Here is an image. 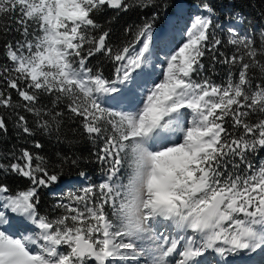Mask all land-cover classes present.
<instances>
[{
  "label": "snow or ice",
  "instance_id": "6c2138e0",
  "mask_svg": "<svg viewBox=\"0 0 264 264\" xmlns=\"http://www.w3.org/2000/svg\"><path fill=\"white\" fill-rule=\"evenodd\" d=\"M169 7L0 0V109L10 110L18 136L36 134L23 113L58 141L77 125L100 174L88 182L81 171L85 183L69 188L50 217L39 211L40 190L60 182L69 158L49 170L27 148L7 153L0 175L30 183L15 192L0 183V264H239L257 255L264 264V160L249 159L264 150V28L228 27L226 55L217 35L224 25L201 3L183 28L173 26L180 42L173 37L156 58V24ZM133 8L153 11L114 44L98 17ZM98 55L111 63L110 76L89 66ZM209 55L208 70L228 66L223 83L206 75ZM7 131L0 115V136Z\"/></svg>",
  "mask_w": 264,
  "mask_h": 264
},
{
  "label": "trees",
  "instance_id": "16d2710c",
  "mask_svg": "<svg viewBox=\"0 0 264 264\" xmlns=\"http://www.w3.org/2000/svg\"><path fill=\"white\" fill-rule=\"evenodd\" d=\"M178 0H168L169 5L176 4ZM188 7L199 6L201 3H208L214 9L216 17L220 18L224 22L230 14H240L246 19L243 22L242 34L249 28L254 32H257L264 28V0H182ZM152 9L141 11L138 8H133L128 12L117 14L114 10H106L98 19L106 26H110L112 29L113 43L120 41L123 36L124 29L128 26L135 27L142 23V18H146L151 15ZM174 13V8L169 7L168 11L161 12L160 18L157 21L156 28L162 26L165 19ZM217 35L223 40L220 46V51L226 55H231L233 46L227 43L229 33L227 28L224 31L217 30ZM3 40H0V49H2ZM2 51H0V63H3ZM204 64L206 68V75L216 83H223L228 75V66L222 64H215V72L208 70L211 66L210 55L204 58ZM90 67L101 68L105 76H110L113 73V67L107 60L99 57H93L90 62ZM12 93L13 101H18L19 97L14 90H9ZM10 110L0 109V115L4 116L5 121L8 124L7 135L0 136V163H8V159L5 155L9 153L13 148L19 150L21 148L29 149L34 155L44 157L47 161L49 170H53L54 166L58 163H62L61 157H68L69 160L64 164L63 175L58 184L52 185L50 188H43L40 190V204L39 211L41 214H47L50 217L60 215L61 209L54 208V205L58 200L67 195L65 192L66 187L53 194L52 190L65 180H69L75 177H80L79 173L84 171L90 178L89 182H93L100 178L99 165L94 162H89L90 154L93 150V146L86 140H82L80 135L73 132L72 129L77 125L72 124L66 126L61 132L60 140L55 138H49L42 134L34 123V117L30 113H23L28 117L29 125L36 130V134L33 136H24L23 134L17 135V129L12 123V118L9 117L6 112ZM22 111V110H21ZM40 142L42 147L37 149L34 147L35 142ZM19 154V153H17ZM76 159L78 162L76 165L71 164V160ZM249 159L256 165L260 161L264 160V150L259 152V155H250ZM56 171L60 169L56 168ZM0 183H5L9 188L15 192L17 189H26L29 186V181L14 175L3 176L0 175Z\"/></svg>",
  "mask_w": 264,
  "mask_h": 264
},
{
  "label": "rangeland",
  "instance_id": "374dc122",
  "mask_svg": "<svg viewBox=\"0 0 264 264\" xmlns=\"http://www.w3.org/2000/svg\"><path fill=\"white\" fill-rule=\"evenodd\" d=\"M179 2H181V1H179ZM178 3L176 4L174 14L169 16L165 20L163 26L160 27V29H163V32L160 35H158L157 38L155 39V45H157L156 54L158 57L159 56L162 57L163 51L165 50V45L168 44L169 42H171L173 37H175L177 44L180 42L179 32L175 31L173 26L175 25V26H178L179 28H183L185 25V20L188 19L189 17H191L193 14L197 13V10H198L197 6L187 7L183 3H182V5L178 6ZM180 16H184L185 18L178 20V17H180ZM215 19H217V17H214V20ZM218 21L222 22V20L220 18H218ZM223 25H224V28L226 27L227 29H228V27H233V28L238 29L240 31V33L242 31V29H241L242 23H237L236 21H229L227 19L223 23ZM155 30H159V28L158 29L155 28ZM99 179L96 181L93 180V182H98ZM83 183H85V181H82L80 177H77V178H74L73 180H69L67 182H64V184H61V185H65L63 188H65V187L67 188V189H65V192L67 193V190L69 188L74 189L76 187L81 186ZM61 185H58L55 188H53V191H52L53 194H55L56 192H58L59 189H61L60 188V187H62ZM255 257L259 258L260 256H254V258L251 262H248L249 260L247 259V257H245L242 261H239L240 262L239 264H241V263L242 264H255V262L259 261L258 259L255 260Z\"/></svg>",
  "mask_w": 264,
  "mask_h": 264
},
{
  "label": "bare ground",
  "instance_id": "6f19581e",
  "mask_svg": "<svg viewBox=\"0 0 264 264\" xmlns=\"http://www.w3.org/2000/svg\"><path fill=\"white\" fill-rule=\"evenodd\" d=\"M179 1H181V0H179ZM179 1H178V2H179ZM178 2H177V3H178ZM182 3H183L182 1L179 2V3H178V6L182 5ZM162 32H163V29H160V28H159V30H155V32H154V37H155V39H156L157 36L160 35ZM164 34H165V33H164ZM157 40H158V39H157ZM156 42H157V41H156ZM156 47H157V45H156ZM155 55H156V58H160V57H161V56L158 57L156 53H155ZM162 55H163V54H162ZM153 62H155V60H154ZM257 256H258V255H257ZM256 259H258V260L260 261L261 257H259V258L255 257V260H256ZM258 260H257V261H258ZM248 262H251V261H248ZM239 263H240V262H239ZM243 263H244V262H243ZM241 264H242V263H241Z\"/></svg>",
  "mask_w": 264,
  "mask_h": 264
}]
</instances>
